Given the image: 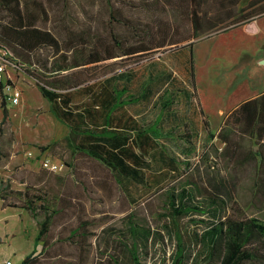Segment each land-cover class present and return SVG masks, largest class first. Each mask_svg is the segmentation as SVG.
Wrapping results in <instances>:
<instances>
[{
  "label": "rangeland",
  "instance_id": "1",
  "mask_svg": "<svg viewBox=\"0 0 264 264\" xmlns=\"http://www.w3.org/2000/svg\"><path fill=\"white\" fill-rule=\"evenodd\" d=\"M37 1L42 7L33 4L31 8L36 23L55 34L59 50L47 45L31 52L15 51L16 45L1 42L12 54L6 76L21 90V100L7 104L8 117L3 122L0 92V183L6 195V212L0 209V218L7 215L0 220V261L6 257L21 264L34 248L39 221L49 213L52 225L47 242L41 241L33 253L37 264H133L132 221L156 232L148 246L140 249L143 264H172L178 231L187 240L188 264H209L193 238L216 219L213 200L224 216L264 221V141L236 125L233 113L227 117L225 112L239 97L234 88L247 82L238 69L245 72L252 58H260L257 53L264 50V37H246L244 28H232L237 24L226 15L221 28L194 37L192 13L225 14L217 0ZM250 1L230 6L233 16L238 17L242 8L250 12ZM111 6L120 11L121 28L109 22ZM263 10L258 8L247 17ZM5 16L0 10V22ZM258 17L264 26V13ZM131 24L138 27L128 28ZM157 28H178L179 33L145 55L84 64L91 52L105 56L103 43L112 44L113 33L121 42L113 53L125 52L142 38L155 48L163 36L171 34ZM178 40L182 41L172 44ZM66 58L83 64L61 72L57 64L66 63ZM40 85L68 97L65 109L77 115L87 106L106 111L112 88L126 86L142 99L117 110L116 117L125 112L150 127L163 116L152 132L142 181L119 177L103 162L78 151L71 140V120L60 103L44 96ZM168 98L173 102L167 109L163 99ZM203 110L211 115L212 125L223 124L222 129L208 127ZM215 110L226 114L216 115ZM47 158L60 166L57 171L44 167ZM183 188L191 192L183 200L202 205L206 213L173 215L171 196L180 197ZM30 203L36 211L28 207ZM76 228H80L78 234L72 235Z\"/></svg>",
  "mask_w": 264,
  "mask_h": 264
},
{
  "label": "trees",
  "instance_id": "2",
  "mask_svg": "<svg viewBox=\"0 0 264 264\" xmlns=\"http://www.w3.org/2000/svg\"><path fill=\"white\" fill-rule=\"evenodd\" d=\"M217 1H219V6L222 7L221 12L225 14L210 16L206 11L201 16L199 11L196 10L192 13L191 20L195 28L194 37L212 33L216 28H221L226 23L223 20L224 15L227 16V20L236 24L246 18L264 13L263 10L247 17L248 13H252L258 8L264 9V0H251L249 7L252 10L246 13V9L242 8L240 11L245 13H240L238 17L237 15L233 16L232 10L229 7L234 6L240 0ZM33 4L42 7V4L37 0H0V10L6 13L5 21L2 20L0 22V49H8L6 45L1 43L4 42L16 45V47H13L15 51L22 49L31 52L41 46L47 45L59 50V40L55 34L50 29L37 25V15L31 10ZM110 14L112 18V20H109L110 24L119 25L121 23V20L118 18L120 11L111 6ZM110 28L113 29L112 27ZM157 29H160L164 33L171 32L168 36L169 38L165 39V36H163V41L157 47H161L167 41L172 40V34L179 33L178 28ZM132 34L134 35V33ZM112 37V44L103 43V50H107L105 56L99 58L98 52H91L88 54V59L84 64L97 63L99 61L105 62L114 57H124L134 54L145 55L154 49L144 42L142 38L136 45L129 46L125 52L115 51L113 53V50L119 47L121 42L114 33ZM139 37L141 39V36ZM181 41H174L172 44L176 45ZM189 44L192 46L193 42ZM82 64L77 61L72 62L70 58H66V63L60 62L57 64V69L62 72L80 67ZM45 83L49 86H54L52 80H46ZM40 87L45 97L52 102L61 104L63 112L71 120V140L78 151L103 162L119 177L142 181L144 177L143 167L146 164L145 156L149 153V145L153 143L152 132H156L157 129L153 125L145 127L140 124L137 118L125 112L119 118L115 116L117 110L129 104L139 102L142 99L140 96L130 93V89L126 86L123 88L113 87L109 93L108 101L105 103L106 111L105 108H103L102 112L96 106H87L84 111L77 115L76 112L65 109V106L68 105V97H63V94L56 91L53 87L46 85H40ZM171 98L167 101L163 99L165 101L164 107L172 104L173 99ZM263 99L264 96L244 103L238 110L233 112L236 125H239L247 133L256 135L260 140L264 139ZM2 103L4 107V122L8 117V109L4 99ZM101 113L102 115L104 114L103 120ZM99 120H101V125L99 124ZM137 148L141 152H138ZM189 193L191 192L183 188L179 194L180 197L174 193L172 194L170 205L175 217L176 215H188L193 211L207 212V208H203L202 205H197L193 202L187 203L183 200L184 196ZM5 198V190L0 183V199L4 200ZM213 203L212 206H214L213 211L216 219L207 225L203 232H197L193 238L200 244L201 254L205 255L206 261L209 264H264V221L257 217L240 218L224 216L221 207L217 204V200H213ZM28 207L31 210H37V207L31 206V203ZM51 215V213L46 214L45 218L39 221L40 228L36 237L37 245L41 241H43L44 245L47 242L45 237L48 235L52 225ZM131 224L129 232L135 239L133 246L129 250L132 254V262L133 264H143L140 249L142 250L143 247L148 246L150 239L154 238L156 232L150 227L137 224L133 221ZM174 224L178 227L176 218H174ZM79 230L80 228L74 229L72 235L78 234ZM177 237V248L172 256V264H188L191 255L188 250L187 240L184 239V236L179 231L177 232ZM34 252L27 255L21 264H37L38 258L33 254Z\"/></svg>",
  "mask_w": 264,
  "mask_h": 264
},
{
  "label": "crops",
  "instance_id": "3",
  "mask_svg": "<svg viewBox=\"0 0 264 264\" xmlns=\"http://www.w3.org/2000/svg\"><path fill=\"white\" fill-rule=\"evenodd\" d=\"M259 19H261V17H258V16H254V17H251V18H247V19H245V20H242L240 23H236L237 25H235L234 27H232V28H235V27H243L244 29H243V31H244V33H245V36L247 37L248 35H249V37H250V39L251 38H253L254 36H259V37H264V26H262L260 23H259ZM264 25V24H263ZM138 26H134V25H130V26H128V28H137ZM107 28H110L109 26H107ZM112 28H114V26L112 27ZM117 28H121V26L120 25H117ZM126 28V27H125ZM144 28H150V26H144ZM193 30L195 31V28H193ZM206 30V29H205ZM208 32V31H207ZM237 33H239V34H243L242 32H235V35L237 34ZM191 41V40H190ZM193 42V41H192ZM247 44L248 43H250V41L249 42H246ZM245 43V45L247 46V48H250V46H248L247 44ZM246 46H245V48H246ZM161 47H164V45L163 46H161ZM161 47H157V46H155V48L154 49H159V48H161ZM153 49V50H154ZM191 66H192V69H193V75H194V63H195V59H194V56H193V45L191 46ZM259 56H260V58L257 60V59H255V60H253V58L250 60V65H249V68H248V64H246V66H245V68H246V70H245V72L243 71L244 69H241L242 67H240L239 69H238V73H239V75H245V77H247V82H246V79H245V86H243V87H241V88H239L238 89V87L236 88H234V91H235V89H236V91H238V93L236 94V96H239L238 97V99H236L235 100V102H232L234 105H233V107L230 109V111H225L226 113H228L227 114V117L229 116V115H231L233 112H235L236 110H238L239 109V107L242 105V104H244V103H248V102H250L251 100H254V99H257V98H260V97H263L264 96V50H262V51H260V52H258L257 53ZM239 57V56H238ZM116 58H119V57H114V58H111V59H108V60H106V61H110V60H115ZM257 63H258V65H257ZM260 68V69H259ZM238 81H240L241 82V80H238ZM234 93H232L231 95H230V97H232V95H233ZM169 99V98H168ZM167 99V100H168ZM167 100H165V101H167ZM221 101L223 102V103H225V101L224 100H222L221 99ZM263 103H264V99H263ZM163 107V106H162ZM169 108L170 107V105L169 106H166V108ZM167 108V109H168ZM215 111H217V113H216V115L217 114H219L220 113V115H224V114H226V113H224V111L223 110H215ZM203 112V114H204V122L207 124V126L208 127H211V128H214V126L215 127H217V128H219V129H222V126H223V124L221 125V124H219V125H212V123H213V120H212V118L210 117H208V116H211L209 113H208V111L207 110H203L202 111ZM120 117V116H119ZM118 117V118H119ZM135 117V116H134ZM163 116H161V117H157V119L155 120V127H156V129H157V124L160 122V119H163L162 118ZM226 117V118H227ZM136 118V117H135ZM224 124L225 125H227L226 124V121L224 122ZM263 141H264V139H263ZM2 202H0V209L2 210V211H4V207H3V200L2 199H0ZM4 212H6V211H4ZM5 217H7V215H4V216H2L1 218H0V220H3V219H5ZM37 234H38V232H37V230L34 232V237H35V245H34V248L29 252V254H31L32 252H34L35 250H36V248L39 246V244L37 245L36 244V237H37ZM6 236H8V233H6ZM29 254H27V255H29ZM26 255V256H27ZM8 256H10V255H8ZM25 256V257H26ZM25 257H22V260L25 258ZM9 258H7L6 259V257H5V259H3L2 261H0L1 262V264L5 261V260H8ZM9 260H12V259H9ZM12 262H13V260H12ZM14 264V263H13Z\"/></svg>",
  "mask_w": 264,
  "mask_h": 264
},
{
  "label": "built area",
  "instance_id": "4",
  "mask_svg": "<svg viewBox=\"0 0 264 264\" xmlns=\"http://www.w3.org/2000/svg\"><path fill=\"white\" fill-rule=\"evenodd\" d=\"M10 52L6 48L0 49V92L2 94L3 99L6 101L7 104L17 105L20 103L21 100V90L16 87L14 84L9 82L7 79V69L9 63ZM32 152H29L31 155ZM44 167L47 169L57 171L59 169V165L53 162L51 159L47 158L43 160ZM2 264H13L12 260H5Z\"/></svg>",
  "mask_w": 264,
  "mask_h": 264
}]
</instances>
